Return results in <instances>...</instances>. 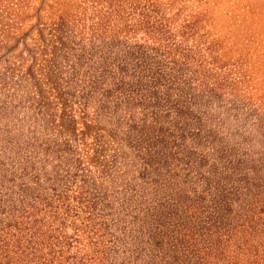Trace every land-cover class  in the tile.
Instances as JSON below:
<instances>
[{
    "label": "rangeland",
    "instance_id": "rangeland-1",
    "mask_svg": "<svg viewBox=\"0 0 264 264\" xmlns=\"http://www.w3.org/2000/svg\"><path fill=\"white\" fill-rule=\"evenodd\" d=\"M260 186L264 0H0L1 261L264 264Z\"/></svg>",
    "mask_w": 264,
    "mask_h": 264
},
{
    "label": "trees",
    "instance_id": "trees-1",
    "mask_svg": "<svg viewBox=\"0 0 264 264\" xmlns=\"http://www.w3.org/2000/svg\"><path fill=\"white\" fill-rule=\"evenodd\" d=\"M261 187V186H260ZM252 196H253V201L254 202H249L250 205L248 206L249 208H247V211L244 210V220L246 219L247 222L249 223V225L252 222H258L260 223L261 228H259V231L264 230L263 226H264V188L261 187L258 190H253L252 191ZM248 214V215H247ZM254 215H256V221H252L253 217H255ZM252 225V224H251ZM27 244H29V242H27ZM6 245V244H5ZM6 249V247L4 248ZM5 255H8V252L5 250ZM32 258H34L36 255L34 254V252L31 254ZM6 257V256H4ZM37 257H40L37 255ZM32 258H30V261L32 260ZM21 262L22 259H20ZM35 263V262H34ZM0 264H6L4 261H1L0 259ZM37 264H44L43 262H37Z\"/></svg>",
    "mask_w": 264,
    "mask_h": 264
}]
</instances>
